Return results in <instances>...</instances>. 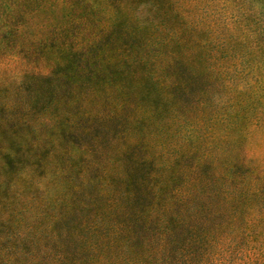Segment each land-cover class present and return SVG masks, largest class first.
<instances>
[{
	"label": "trees",
	"instance_id": "obj_1",
	"mask_svg": "<svg viewBox=\"0 0 264 264\" xmlns=\"http://www.w3.org/2000/svg\"><path fill=\"white\" fill-rule=\"evenodd\" d=\"M206 5L207 0H0V54H25L48 69L26 74L48 88L56 85V100L37 119L47 135L62 138L61 182L35 205L44 223L37 218L17 232L19 218H13L22 211L10 216L0 206V264H221L233 253L234 264H264V181L247 176L251 189L244 193L246 179L230 169L236 160L214 178L198 171L200 160H187L198 153L191 141L155 139L142 147L126 137L129 126L118 124L124 145L97 191L84 194L92 180L87 173L69 185L62 168L82 132L110 134L111 123L124 119L130 88L136 82L134 88L141 87L138 70L147 76L166 70L164 60L187 43L183 36L206 25ZM98 8L108 14L102 25L95 19ZM31 29L30 42L9 44L10 37ZM186 88H164L158 114L139 106L129 120H170L167 129L174 127V117L186 108ZM99 97L108 107H96ZM81 118L90 125L84 128ZM203 144L205 150L214 146ZM242 196L248 200L244 206Z\"/></svg>",
	"mask_w": 264,
	"mask_h": 264
},
{
	"label": "rangeland",
	"instance_id": "obj_2",
	"mask_svg": "<svg viewBox=\"0 0 264 264\" xmlns=\"http://www.w3.org/2000/svg\"><path fill=\"white\" fill-rule=\"evenodd\" d=\"M206 6L203 13L206 25L183 36L187 43L176 45L174 58L164 60L166 70L157 73L154 69L153 76L138 70L141 87L135 89L136 82L130 88L128 105L121 112L124 119L119 123L116 120V125L111 123V133L82 132L77 137L71 157L66 153L62 159L69 185L87 173L92 180L85 185L84 194L99 189L102 174L111 172L113 160L120 156L124 145L120 128L116 130L118 124L129 126L126 137L139 141L142 147L146 141L155 139L185 144L191 141L198 153L194 157L193 152L187 160H200L198 171L215 174L214 178L227 172L236 160L235 167L230 169L233 175L246 179L248 187L244 193L251 189L249 175L256 174L259 183L261 179L264 181V0H207ZM98 10L95 19L102 25L108 14L104 8ZM34 31L10 37L9 44L20 39L30 42ZM103 61L99 63L105 66ZM47 71L25 54H0V206L10 216L22 211L23 214L13 218H19L21 230L17 232L27 230L37 218L44 223L35 205L49 192L57 191L55 186L61 182L57 171L61 134L47 135L50 131L37 119V115L49 109V101L59 91L56 85L48 88L40 79L26 74ZM183 86L187 87L181 96L186 108L174 117L173 121L178 123L174 127L167 129L170 120L160 123L141 117L135 123L129 120L137 115L139 106L158 114L161 110L156 102H162L161 90ZM104 99L99 97L96 107H108ZM80 121L84 128L90 125V121L82 118ZM96 122L93 121L94 126ZM204 140L214 143L213 148L205 150ZM114 166L119 168V163L114 161ZM260 195L262 200L264 192ZM240 202L246 205L247 196H242ZM10 227L17 229L14 224ZM262 242L264 247L263 238ZM224 255L228 257V252ZM231 255L230 263L226 260L225 264H234L236 255Z\"/></svg>",
	"mask_w": 264,
	"mask_h": 264
}]
</instances>
